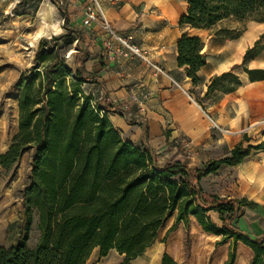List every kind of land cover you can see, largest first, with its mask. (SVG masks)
<instances>
[{
    "label": "trees",
    "instance_id": "16d2710c",
    "mask_svg": "<svg viewBox=\"0 0 264 264\" xmlns=\"http://www.w3.org/2000/svg\"><path fill=\"white\" fill-rule=\"evenodd\" d=\"M52 1L65 31L33 41L31 36L29 46L40 41L34 64L15 84L17 132L9 145L2 144L8 147L0 154V168L9 170L25 150H34L18 234L10 247H0V264H86L94 248L99 257L114 249L124 254L121 264H127L154 241L165 243L167 235L190 218L204 232L220 236L217 243L226 246L222 264H264V238L252 239L233 224L246 200L208 194L199 185L202 177L222 165L240 163L264 143L243 146L248 140L244 135L228 155L190 168L185 160L160 163L159 153L123 139L107 111L99 103L93 106V95L82 87L96 79L86 68L91 55L83 32L70 24L62 2ZM24 3L19 0L13 11ZM187 4L179 25L191 28H208L264 9V0H187ZM72 41L75 53L69 64L62 51ZM176 48L178 66L185 67L196 84V71L206 63L201 40L182 34ZM237 83L234 74L222 73L212 78L207 93L217 86L232 90ZM208 210L218 213L221 226L210 220ZM35 214L39 238L30 248ZM161 264L175 262L164 252Z\"/></svg>",
    "mask_w": 264,
    "mask_h": 264
},
{
    "label": "crops",
    "instance_id": "0c3cea01",
    "mask_svg": "<svg viewBox=\"0 0 264 264\" xmlns=\"http://www.w3.org/2000/svg\"><path fill=\"white\" fill-rule=\"evenodd\" d=\"M97 2L111 27L131 36L164 71L157 72L138 57L121 53L113 40L105 49L98 23L80 26L82 11L91 0L62 3L70 24L83 32L88 43L91 60L86 68L96 77L88 83L97 95L94 99L107 111L123 139L159 153L160 163L185 160L190 168L228 155L244 135L248 140L243 146L264 143V9L245 18L223 19L208 28H191L179 25L187 0ZM182 34L202 42L200 52L206 63L196 71V84L186 75L185 67L177 64L176 42ZM226 72L236 76L234 88L217 86L207 93L212 78ZM131 94L137 95V101H129ZM183 148L190 155L180 157ZM199 185L208 194L246 200L248 204L233 224L252 239L264 238V148L251 149L236 165H222L202 177ZM206 215L221 226L216 211L208 210ZM21 219L20 202L11 190L0 191V247L15 242ZM163 253L164 243L156 240L127 264H161ZM123 259L124 254L114 249L99 257L94 248L86 264H121Z\"/></svg>",
    "mask_w": 264,
    "mask_h": 264
},
{
    "label": "rangeland",
    "instance_id": "374dc122",
    "mask_svg": "<svg viewBox=\"0 0 264 264\" xmlns=\"http://www.w3.org/2000/svg\"><path fill=\"white\" fill-rule=\"evenodd\" d=\"M2 1L5 5L0 6V22L5 21V23L0 25V150L3 148L2 144H10L17 132L19 90L15 84L20 74L29 70L34 64L33 57L40 41L39 39L34 47L29 46L31 36L33 41L43 35L54 36L65 31L62 28V17L52 0H25V3L15 11H13L14 5L19 0ZM14 1L17 2L14 4ZM61 1L65 4L66 0ZM10 2L14 5H9ZM45 38L48 39V37ZM74 45L75 41H72L65 45L62 51L69 64L74 59ZM79 45L83 46V43ZM88 83L83 84L82 87L86 92L93 93V98H97L94 88ZM185 152L183 148V152H179L180 157ZM33 155L34 150L27 149L9 170L0 168V179L3 180L0 182V191L11 190L20 202L22 210L23 192L31 183ZM171 222L172 218L161 230V236ZM36 224L35 214L33 228L27 242L30 248L36 245L39 238ZM219 240L220 236L204 232L195 220L190 218L185 226L179 224L167 235L164 252L175 264H222V254L226 246L218 244Z\"/></svg>",
    "mask_w": 264,
    "mask_h": 264
},
{
    "label": "built area",
    "instance_id": "2783aa9c",
    "mask_svg": "<svg viewBox=\"0 0 264 264\" xmlns=\"http://www.w3.org/2000/svg\"><path fill=\"white\" fill-rule=\"evenodd\" d=\"M61 2V1H60ZM92 23H98L100 25L101 31H103V46L105 49H108L110 47V40L115 41L119 47L121 48V53L123 52L125 55H134L141 59L144 63H146L148 66H150L152 69H154L157 72L164 73L163 69L156 63L152 61V59L149 57L148 53L142 49L139 45L134 43L132 41V37L129 35L121 34L115 31L110 23L106 20L104 12L102 11L100 5L98 4L97 0H91V3L89 6H87L83 11L81 15V19L79 21V25L82 27L88 26ZM114 54V53H112ZM109 56L111 53L108 54ZM176 84V83H175ZM93 95V93H91ZM137 95L131 94L129 97V101H137ZM93 106L99 105L98 101L93 99L92 101ZM200 106V105H199ZM201 107V106H200ZM100 114L104 112L103 109H100ZM204 114L206 117L210 120V122L213 124L214 127H217L215 123L212 121L210 116L207 112L204 111ZM185 155H190V151L185 152Z\"/></svg>",
    "mask_w": 264,
    "mask_h": 264
},
{
    "label": "bare ground",
    "instance_id": "6f19581e",
    "mask_svg": "<svg viewBox=\"0 0 264 264\" xmlns=\"http://www.w3.org/2000/svg\"><path fill=\"white\" fill-rule=\"evenodd\" d=\"M39 13H40V12H39ZM39 13H38V14H39ZM41 14H43V13H41ZM43 16H44V15H43Z\"/></svg>",
    "mask_w": 264,
    "mask_h": 264
},
{
    "label": "water",
    "instance_id": "95a60500",
    "mask_svg": "<svg viewBox=\"0 0 264 264\" xmlns=\"http://www.w3.org/2000/svg\"><path fill=\"white\" fill-rule=\"evenodd\" d=\"M43 38H45V37H43Z\"/></svg>",
    "mask_w": 264,
    "mask_h": 264
}]
</instances>
